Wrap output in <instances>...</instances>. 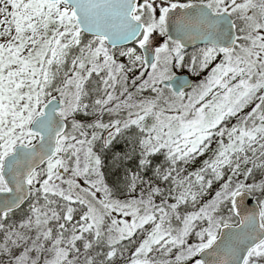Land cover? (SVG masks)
Returning a JSON list of instances; mask_svg holds the SVG:
<instances>
[{"label":"snow or ice","instance_id":"obj_1","mask_svg":"<svg viewBox=\"0 0 264 264\" xmlns=\"http://www.w3.org/2000/svg\"><path fill=\"white\" fill-rule=\"evenodd\" d=\"M0 264H264V0H0Z\"/></svg>","mask_w":264,"mask_h":264}]
</instances>
